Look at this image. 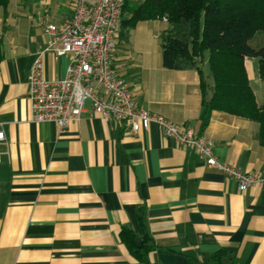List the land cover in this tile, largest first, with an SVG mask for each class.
<instances>
[{"label": "crops", "instance_id": "0c3cea01", "mask_svg": "<svg viewBox=\"0 0 264 264\" xmlns=\"http://www.w3.org/2000/svg\"><path fill=\"white\" fill-rule=\"evenodd\" d=\"M74 0H8L0 6V264H264V185L241 191L196 149L165 136L156 124L137 134L105 119L87 102L61 131L33 119L29 74L48 45L47 23L62 24ZM165 24V26H163ZM165 19L140 22L120 38L113 66L138 104L184 124L214 143L218 161L264 173L260 123L203 107L197 69L164 65L152 33ZM206 50L200 68L213 85ZM48 79L65 76L70 55H44ZM259 105V60L245 57ZM140 213L154 248L135 257L120 232L142 240Z\"/></svg>", "mask_w": 264, "mask_h": 264}, {"label": "built area", "instance_id": "2783aa9c", "mask_svg": "<svg viewBox=\"0 0 264 264\" xmlns=\"http://www.w3.org/2000/svg\"><path fill=\"white\" fill-rule=\"evenodd\" d=\"M125 0H74L71 16L62 24L47 23L48 45L36 52L29 74V98L33 119L54 121L64 131L72 121L81 119L87 102L105 119L125 123L131 133L148 130L156 124L165 136L191 146L217 167L235 178L241 191L264 185V173H246L218 161L214 143L184 124L140 106L126 82L113 66V53L120 37ZM166 20V19H165ZM55 58L70 55L66 74L61 79H48L44 55ZM7 140L0 123V143ZM3 154L0 152V164Z\"/></svg>", "mask_w": 264, "mask_h": 264}, {"label": "trees", "instance_id": "16d2710c", "mask_svg": "<svg viewBox=\"0 0 264 264\" xmlns=\"http://www.w3.org/2000/svg\"><path fill=\"white\" fill-rule=\"evenodd\" d=\"M8 0H0V6ZM166 19L162 33L164 65L172 69H197L201 74L203 107L220 109L260 123L264 145V104L259 105L245 68V57L259 60L264 79V45L253 47L255 29H264V0H125L120 38L127 39L142 21ZM210 52L213 77L210 85L200 68L204 52ZM142 245L136 235L123 227L120 236L130 252L140 260L154 248V241L140 213ZM221 254L214 259L221 264Z\"/></svg>", "mask_w": 264, "mask_h": 264}, {"label": "rangeland", "instance_id": "374dc122", "mask_svg": "<svg viewBox=\"0 0 264 264\" xmlns=\"http://www.w3.org/2000/svg\"><path fill=\"white\" fill-rule=\"evenodd\" d=\"M165 26V24H163ZM153 41L157 44L162 43L161 32L156 29L152 33ZM250 45L257 48L264 45V29H255L254 37L250 40Z\"/></svg>", "mask_w": 264, "mask_h": 264}, {"label": "water", "instance_id": "95a60500", "mask_svg": "<svg viewBox=\"0 0 264 264\" xmlns=\"http://www.w3.org/2000/svg\"><path fill=\"white\" fill-rule=\"evenodd\" d=\"M136 244L140 247L142 245V240L140 238H136Z\"/></svg>", "mask_w": 264, "mask_h": 264}]
</instances>
